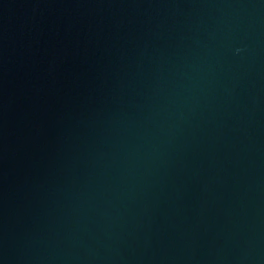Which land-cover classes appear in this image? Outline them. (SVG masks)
<instances>
[{"label":"water","instance_id":"1","mask_svg":"<svg viewBox=\"0 0 264 264\" xmlns=\"http://www.w3.org/2000/svg\"><path fill=\"white\" fill-rule=\"evenodd\" d=\"M0 264H264V0H0Z\"/></svg>","mask_w":264,"mask_h":264}]
</instances>
